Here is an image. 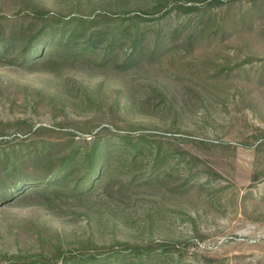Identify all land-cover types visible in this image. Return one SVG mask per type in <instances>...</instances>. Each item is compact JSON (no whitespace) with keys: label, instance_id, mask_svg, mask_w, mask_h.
I'll return each instance as SVG.
<instances>
[{"label":"rangeland","instance_id":"374dc122","mask_svg":"<svg viewBox=\"0 0 264 264\" xmlns=\"http://www.w3.org/2000/svg\"><path fill=\"white\" fill-rule=\"evenodd\" d=\"M38 15L0 174L45 186L0 192V264H264V0H0Z\"/></svg>","mask_w":264,"mask_h":264},{"label":"trees","instance_id":"16d2710c","mask_svg":"<svg viewBox=\"0 0 264 264\" xmlns=\"http://www.w3.org/2000/svg\"><path fill=\"white\" fill-rule=\"evenodd\" d=\"M44 17L43 15H38L36 18H26V19H12V20H8L5 19L2 22H0V56H3V51L6 50V48L8 47V45L15 40H18L17 38L19 36H21L19 39H21L25 34H27L29 32V26H27L26 28L24 27V22L26 20H28L29 22L31 21H41L43 20ZM2 23H5V25H1ZM75 35V33H70V35L68 36H62L59 39V42H63L65 41L63 38H70L72 40V37ZM37 38H33L31 40V42L28 44L29 46L26 47L25 49H22L16 56V58L19 60L20 62V67H23L25 65H27L29 63V58L31 57V55H35L39 52H41V48H42V43L37 41ZM55 40L57 41V37H55L51 44H47L45 45V49L43 51V53L40 55V57L34 61L35 63H40L41 60L44 58V52L55 43ZM35 162L33 163V172L35 170H37L38 168V164H41L44 159L43 158H35L34 159ZM28 162V161H27ZM27 162H25L24 164H27ZM26 166V165H25ZM101 175V173H99V176ZM17 176V177H16ZM31 176V175H29ZM7 179H3L2 178V173L0 174V192L3 196V202L7 203L11 200H13L15 197L18 196H22V194H24V190H30L32 188H34L35 186H40V187H44L45 185H34L33 182L35 181H31L30 179L26 177H20L18 175H14L13 174H8L7 175ZM9 179V181H8ZM33 180H38L36 181V183L41 184V183H45L47 184L49 182V176L44 175L43 177H33ZM93 258L88 259V261H92Z\"/></svg>","mask_w":264,"mask_h":264}]
</instances>
